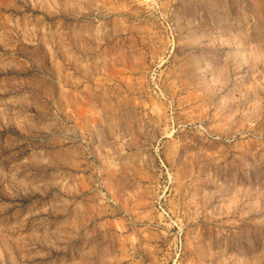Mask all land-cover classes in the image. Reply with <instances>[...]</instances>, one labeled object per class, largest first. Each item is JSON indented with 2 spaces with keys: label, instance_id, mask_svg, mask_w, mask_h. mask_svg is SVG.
Returning a JSON list of instances; mask_svg holds the SVG:
<instances>
[{
  "label": "rangeland",
  "instance_id": "374dc122",
  "mask_svg": "<svg viewBox=\"0 0 264 264\" xmlns=\"http://www.w3.org/2000/svg\"><path fill=\"white\" fill-rule=\"evenodd\" d=\"M0 264H264V0H0Z\"/></svg>",
  "mask_w": 264,
  "mask_h": 264
}]
</instances>
